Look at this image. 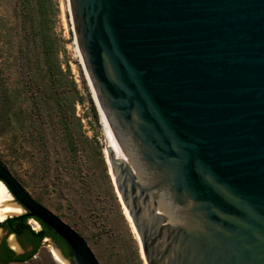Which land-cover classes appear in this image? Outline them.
<instances>
[{
    "label": "water",
    "instance_id": "water-1",
    "mask_svg": "<svg viewBox=\"0 0 264 264\" xmlns=\"http://www.w3.org/2000/svg\"><path fill=\"white\" fill-rule=\"evenodd\" d=\"M69 3L146 263L264 264V0ZM0 182L25 212L6 220H39L68 264H100L2 164Z\"/></svg>",
    "mask_w": 264,
    "mask_h": 264
},
{
    "label": "rangeland",
    "instance_id": "rangeland-1",
    "mask_svg": "<svg viewBox=\"0 0 264 264\" xmlns=\"http://www.w3.org/2000/svg\"><path fill=\"white\" fill-rule=\"evenodd\" d=\"M51 1L54 9L49 16L50 36L57 60L69 75L68 90L74 95L71 101H77L68 114L71 116L72 111L79 119L81 127L74 130V135L84 152L77 158L69 153L62 128L48 120L47 110L42 112L41 118L34 114L31 101L24 95L22 103L9 112L8 128L0 135V161L36 202L80 234L100 264H147L141 254L140 237L125 215L126 207L114 183L105 128L78 50L69 0ZM41 57V48L24 38L21 21L15 14V0H0V107L4 89L22 88L23 66L29 62L33 67ZM38 69L36 67L35 72ZM42 121L45 125L39 128L37 122ZM32 129L40 135L33 137ZM81 141H86V145H81ZM6 190L11 204H15ZM21 214H25L24 210ZM27 224L36 232L43 230V226L32 219ZM12 238L13 234L0 228V241L5 239L10 245ZM18 246L16 241L11 248L20 253L19 248L15 249ZM57 250L62 251L66 261L55 258ZM67 261L70 259L55 240L47 238L34 258L22 264H68Z\"/></svg>",
    "mask_w": 264,
    "mask_h": 264
},
{
    "label": "trees",
    "instance_id": "trees-1",
    "mask_svg": "<svg viewBox=\"0 0 264 264\" xmlns=\"http://www.w3.org/2000/svg\"><path fill=\"white\" fill-rule=\"evenodd\" d=\"M53 9L54 6L51 0H15V14L21 21L24 38L27 40L31 39L35 47L41 48L42 57L35 64L39 68L37 72H35L36 67H31L29 62L23 66L21 77H23L25 82L22 88L11 89L7 87L4 89L5 97L0 107V135L4 134L8 128L9 112L13 107L22 103L24 100L22 98L25 95L27 100L31 101L32 111L38 117H42L44 110L48 111V120L57 123L62 128L66 149L77 158L81 152H84V149L78 145L74 130L81 127V125L79 119L75 117V113L71 111L72 115L68 114L77 101H71L74 95L72 90H68L69 75L62 69L61 64L57 60L54 41L50 36L51 21L49 16L52 14ZM93 110L96 117H98L94 106ZM72 117L73 120L71 119ZM37 124L40 125L39 128L45 125L43 121L37 122ZM37 124L34 123L33 125ZM31 134L33 137H38L37 135H40V132L36 135L35 129H32ZM80 144L86 145V141H81ZM0 164L7 168L3 162L0 161ZM105 174L108 178L107 173ZM29 219L27 217H18L0 223V228L5 229L8 234L17 236L23 248L32 249L27 254L15 255L8 248L6 240L3 239L0 245V254L4 255L0 256V261L3 264H22L30 261L47 238L55 240L65 252L66 257L71 258L69 246L63 239L39 220L37 221L43 226V230L39 232L32 230L27 224Z\"/></svg>",
    "mask_w": 264,
    "mask_h": 264
},
{
    "label": "bare ground",
    "instance_id": "bare-ground-1",
    "mask_svg": "<svg viewBox=\"0 0 264 264\" xmlns=\"http://www.w3.org/2000/svg\"><path fill=\"white\" fill-rule=\"evenodd\" d=\"M104 128H105L106 143H107V145H109L105 122H104ZM112 176L114 177V175H112ZM114 179H115V177H114ZM120 196H121V194H120ZM121 201H122V199H121ZM22 211H23V208L20 205L11 204V197H10L9 193L7 192L6 188L4 187V184L2 182H0V222L5 221L9 217L19 216L22 213ZM21 215H23V214H21ZM125 215L127 216L128 221L131 223L133 230L136 232V230H135L136 228H134L135 226H134V223L131 219L132 217L130 216L129 210L127 208H125ZM15 243H16V239H15V236L13 235V238L10 241V245H11L10 247H15ZM18 248H19V250H21L20 246L16 247L15 249H18ZM57 251H58L57 252L58 254L54 253L55 258L60 262L66 261V260H64L65 258L62 256V254L59 252V250H57ZM141 254H142V257L144 259L143 251Z\"/></svg>",
    "mask_w": 264,
    "mask_h": 264
},
{
    "label": "flooded vegetation",
    "instance_id": "flooded-vegetation-1",
    "mask_svg": "<svg viewBox=\"0 0 264 264\" xmlns=\"http://www.w3.org/2000/svg\"><path fill=\"white\" fill-rule=\"evenodd\" d=\"M30 219H33V218H30ZM78 233V232H77ZM79 234V233H78ZM13 235H15V234H13ZM80 235V234H79ZM15 237H16V241H18V243H19V246H20V249H21V251L22 252H20V253H18L17 251H15L13 248H11L10 247V245L9 244H7V246H8V248L9 249H11L14 253H15V255H24V254H27V253H29L32 249L31 248H27V249H25V248H23V246L21 245V243H20V241L18 240V238H17V236L15 235ZM1 242L2 241H0V245H1ZM6 243H7V241H6ZM87 243V242H86ZM88 244V243H87ZM140 245H141V243H140ZM89 246V245H88ZM90 247V246H89ZM61 253H62V251H61ZM63 255V254H62ZM0 256H4L2 253L0 254ZM96 256V255H95ZM97 258V257H96ZM70 260H71V258H70ZM98 260V259H97ZM0 264H3V262H1L0 261ZM14 264V263H13Z\"/></svg>",
    "mask_w": 264,
    "mask_h": 264
}]
</instances>
